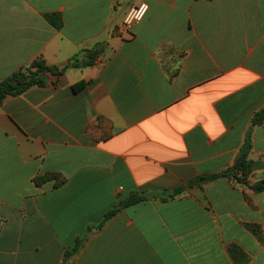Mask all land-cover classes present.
<instances>
[{
	"label": "crops",
	"instance_id": "crops-1",
	"mask_svg": "<svg viewBox=\"0 0 264 264\" xmlns=\"http://www.w3.org/2000/svg\"><path fill=\"white\" fill-rule=\"evenodd\" d=\"M37 58L80 67L0 103V264H264V0H0V81Z\"/></svg>",
	"mask_w": 264,
	"mask_h": 264
},
{
	"label": "trees",
	"instance_id": "trees-1",
	"mask_svg": "<svg viewBox=\"0 0 264 264\" xmlns=\"http://www.w3.org/2000/svg\"><path fill=\"white\" fill-rule=\"evenodd\" d=\"M45 20L55 29H60L62 27V18L57 14H50L45 16ZM93 61V56H90V59L84 62L83 66H89ZM67 67L77 68L80 67L79 64H69L65 68L57 69L56 67L47 66L42 58H37L34 60L30 66L23 68L16 73H14L9 78L0 81V103L8 96H19L26 92L32 87H43L47 82L46 75H56L61 76ZM84 86V83H79L73 87L74 91L81 89ZM264 124V109L257 112L253 119V126H260ZM252 149L251 139L249 134L246 136L244 143L240 149V152L235 160L233 167L230 171L226 172L227 175L235 172L239 173L240 177L236 178L238 181L243 182L246 185V179L251 171L257 167V164L248 160V155ZM235 177V176H234ZM42 181V180H39ZM256 192L264 190V182H261L252 187ZM181 190H176L173 194L169 195L168 198H173L178 195ZM144 198L138 196L137 194H132L127 200L114 206L105 216L103 222L115 216L123 208L136 204L143 201ZM101 226V225H100ZM78 245V243H77ZM76 249L72 250L71 253H74ZM70 252L67 253L66 257L71 255Z\"/></svg>",
	"mask_w": 264,
	"mask_h": 264
},
{
	"label": "built area",
	"instance_id": "built-area-1",
	"mask_svg": "<svg viewBox=\"0 0 264 264\" xmlns=\"http://www.w3.org/2000/svg\"><path fill=\"white\" fill-rule=\"evenodd\" d=\"M147 11L148 5L144 1L133 5L123 19L120 26V33L127 34L134 25L139 24L144 19Z\"/></svg>",
	"mask_w": 264,
	"mask_h": 264
}]
</instances>
